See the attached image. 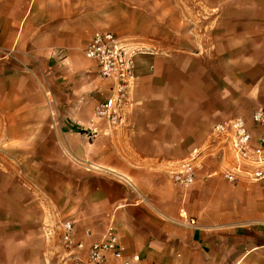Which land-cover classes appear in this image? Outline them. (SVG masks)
Listing matches in <instances>:
<instances>
[{
    "label": "crops",
    "instance_id": "obj_1",
    "mask_svg": "<svg viewBox=\"0 0 264 264\" xmlns=\"http://www.w3.org/2000/svg\"><path fill=\"white\" fill-rule=\"evenodd\" d=\"M91 4L0 0V264H66L60 234L53 252L51 240L67 221L86 248L113 227L141 264H264V180L227 181L231 158L217 155L190 186L170 175L215 125L264 110V1L250 14L203 16L192 46L145 41L151 52L136 59L135 107L120 130L94 118L104 85L93 62L79 86L66 76L52 90L34 75L33 56L65 63L82 46ZM50 95L74 109L57 115Z\"/></svg>",
    "mask_w": 264,
    "mask_h": 264
},
{
    "label": "built area",
    "instance_id": "obj_2",
    "mask_svg": "<svg viewBox=\"0 0 264 264\" xmlns=\"http://www.w3.org/2000/svg\"><path fill=\"white\" fill-rule=\"evenodd\" d=\"M150 52L151 49L144 43L131 42L110 31L96 32L85 46L84 56L94 63L97 77L104 85L99 91L100 99L94 107L93 115L108 129L129 127L135 107L138 78L136 59ZM214 155L223 159L231 158L232 163L222 171L227 181L264 180V110H256L250 122L243 118H233L215 125L207 145L194 150L170 171L172 179L181 186L192 185L199 164ZM186 223L192 227L197 224L194 219H188ZM60 247L66 264H141L139 255L130 258L125 256V250L113 227L108 228L102 240L86 248L75 239L74 223L64 222Z\"/></svg>",
    "mask_w": 264,
    "mask_h": 264
},
{
    "label": "rangeland",
    "instance_id": "obj_3",
    "mask_svg": "<svg viewBox=\"0 0 264 264\" xmlns=\"http://www.w3.org/2000/svg\"><path fill=\"white\" fill-rule=\"evenodd\" d=\"M92 2L90 11H92V19L88 18L85 27L86 39L82 46L71 51L65 56L67 61L61 63L64 58L60 55H36L33 56L35 64L34 75L42 83H50L53 89L58 88V80L68 76L75 86H79L82 80V72L90 63L83 54L86 41L98 31H110L118 37L127 39L131 42L144 43L145 41L162 40L168 47L192 46L190 40H201V32L203 28L202 17L222 15H234L236 9L240 13L250 14L251 4L264 0H87ZM236 4L238 7H236ZM160 18L163 20V28L161 34L156 36L155 26ZM189 18V21L187 20ZM194 20V22H193ZM159 24V23H158ZM160 25V24H159ZM194 29L198 34L194 35L188 31ZM51 110L58 112H71L73 106L66 100H62V105L56 106L55 99L52 95ZM58 108V109H57ZM58 115V113H57ZM57 120V119H56ZM59 121L64 122V118ZM53 127L57 126V122L51 118ZM65 123V122H64ZM58 126L59 123H58ZM66 127L71 128L67 125ZM69 170V169H68ZM73 170V169H72ZM58 183L52 182V193L54 188L58 187ZM69 191L72 184H62ZM55 200L52 198L51 207L54 208ZM74 200H68L65 206L66 211L74 210ZM56 231V230H55ZM58 232L52 234L51 250L53 252L59 242Z\"/></svg>",
    "mask_w": 264,
    "mask_h": 264
},
{
    "label": "trees",
    "instance_id": "obj_4",
    "mask_svg": "<svg viewBox=\"0 0 264 264\" xmlns=\"http://www.w3.org/2000/svg\"><path fill=\"white\" fill-rule=\"evenodd\" d=\"M81 133H83V132H81Z\"/></svg>",
    "mask_w": 264,
    "mask_h": 264
}]
</instances>
